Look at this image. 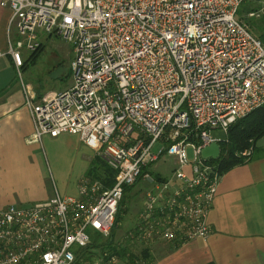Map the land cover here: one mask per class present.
I'll return each instance as SVG.
<instances>
[{"label":"built area","instance_id":"obj_1","mask_svg":"<svg viewBox=\"0 0 264 264\" xmlns=\"http://www.w3.org/2000/svg\"><path fill=\"white\" fill-rule=\"evenodd\" d=\"M246 2L259 3L247 16L264 11V0H0L15 32L0 57L17 73L30 139L76 135L113 173L110 188L83 177L76 197L53 188L45 202L0 210V264H130L89 249L86 231L109 238L135 185L143 194L126 240L208 239L221 175L201 150L220 148L236 121L264 105V46L237 19ZM51 38L72 48V82L37 98L21 81L22 54ZM165 159L170 174L152 175Z\"/></svg>","mask_w":264,"mask_h":264},{"label":"crops","instance_id":"obj_2","mask_svg":"<svg viewBox=\"0 0 264 264\" xmlns=\"http://www.w3.org/2000/svg\"><path fill=\"white\" fill-rule=\"evenodd\" d=\"M9 17L10 12L0 7V53H6L8 41L15 39V32L8 29ZM52 40L45 39L43 49ZM42 54L27 65L31 55L22 54V73ZM71 59L70 54L69 63ZM24 83L37 98L71 85L57 89L43 80ZM32 134L17 73L4 55L0 57V210L45 202L53 196V188L62 197H76L79 180L99 158L76 135L44 136L37 144L30 139ZM207 224L211 234L204 241L155 243L153 252L159 256L151 264H264V136L244 164L221 176Z\"/></svg>","mask_w":264,"mask_h":264},{"label":"rangeland","instance_id":"obj_3","mask_svg":"<svg viewBox=\"0 0 264 264\" xmlns=\"http://www.w3.org/2000/svg\"><path fill=\"white\" fill-rule=\"evenodd\" d=\"M256 4L259 7V3ZM262 15L264 16V11L258 17H249L246 15V18L251 19L258 24L262 19ZM245 26L248 28L249 32L256 38L257 35L253 32L254 29L250 26ZM42 52L43 54L38 59L35 66H30L26 73H22V70L20 71L21 81L24 83L29 79L32 81L43 80L47 86H55L57 89L66 87L69 82L71 83L72 81L70 78L68 61L70 59V54L72 55L71 46L59 39L53 38V40L50 41L44 49L42 47L34 55H31L29 61L25 62V65L33 62V59H35V57H38V55H40ZM23 55H25V52L23 53ZM53 79H55L54 82H52ZM214 136L222 138L224 135H222L221 133H214ZM188 158H191L190 153H188ZM171 168V160L165 159L164 163L162 160L158 162L154 167H152L150 169V173L152 175L160 174L162 176H168L170 174ZM127 193L128 194L126 195L125 200L118 207L117 214L119 215V218L114 231L112 240L113 245L115 247H127L128 253L131 254L134 258V264H146L148 261L141 260V257L139 255L141 250L143 249V246L136 242H130L125 238L126 235L130 231H132L136 222L137 211L142 200V186L135 185L134 187H129ZM86 233L89 235L91 241L93 242V245L99 246L106 241V239H103L96 234H92L89 230L86 231ZM154 244L155 243L149 245V247L151 248H149V250L151 251V259L159 256L158 254H155V252H153V250L155 249Z\"/></svg>","mask_w":264,"mask_h":264},{"label":"trees","instance_id":"obj_4","mask_svg":"<svg viewBox=\"0 0 264 264\" xmlns=\"http://www.w3.org/2000/svg\"><path fill=\"white\" fill-rule=\"evenodd\" d=\"M256 2L243 3L237 11V19L253 28V32L257 35L261 44L264 46V16H261L260 22L257 24L251 19H247L246 15L258 11ZM264 136V105L254 110L246 117L236 121L228 130L226 134V141L220 145V157L211 162L217 167L219 174L222 176L225 172L234 167L244 164L250 157H242L241 154L246 151H252L255 143ZM86 176L92 180H98L104 184V187L110 188L112 186L113 173L106 167L100 158H96L88 169ZM128 189H125L123 198L120 202L125 200ZM119 204V206H120ZM119 215H116L114 227L111 231L110 237L106 239L102 245L89 246V249H96L99 251H107L117 255L119 258L133 264L134 258L128 253L127 247H115L113 245V236L116 225L118 223ZM100 247V248H99ZM141 260L148 261L146 264H151V255L147 247H143L140 252ZM136 259V258H135Z\"/></svg>","mask_w":264,"mask_h":264},{"label":"water","instance_id":"obj_5","mask_svg":"<svg viewBox=\"0 0 264 264\" xmlns=\"http://www.w3.org/2000/svg\"><path fill=\"white\" fill-rule=\"evenodd\" d=\"M200 156L203 160H217L220 157V148L212 143L201 150Z\"/></svg>","mask_w":264,"mask_h":264}]
</instances>
